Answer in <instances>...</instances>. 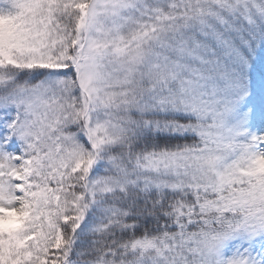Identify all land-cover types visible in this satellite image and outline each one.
<instances>
[{
    "label": "snow or ice",
    "instance_id": "snow-or-ice-1",
    "mask_svg": "<svg viewBox=\"0 0 264 264\" xmlns=\"http://www.w3.org/2000/svg\"><path fill=\"white\" fill-rule=\"evenodd\" d=\"M0 264H264V0H0Z\"/></svg>",
    "mask_w": 264,
    "mask_h": 264
}]
</instances>
